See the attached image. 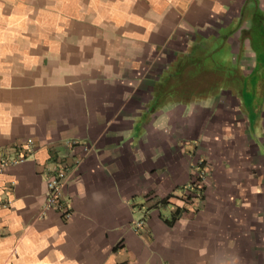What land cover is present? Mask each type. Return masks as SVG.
Returning a JSON list of instances; mask_svg holds the SVG:
<instances>
[{
	"label": "crops",
	"instance_id": "obj_1",
	"mask_svg": "<svg viewBox=\"0 0 264 264\" xmlns=\"http://www.w3.org/2000/svg\"><path fill=\"white\" fill-rule=\"evenodd\" d=\"M218 38L263 79L253 123L238 85L166 95L179 59ZM199 137L212 169L184 208ZM256 141L264 0H0V264H264Z\"/></svg>",
	"mask_w": 264,
	"mask_h": 264
},
{
	"label": "rangeland",
	"instance_id": "obj_2",
	"mask_svg": "<svg viewBox=\"0 0 264 264\" xmlns=\"http://www.w3.org/2000/svg\"><path fill=\"white\" fill-rule=\"evenodd\" d=\"M207 44V48L204 47L199 52L194 51L191 55L180 58L179 64L176 63L173 69L169 70L173 72L172 78L174 80L169 82L171 85L167 88L166 95L169 96L168 98L192 96L200 101L209 93H220L224 89L233 90V87L238 85L241 86V90H239L240 97L248 114V120L253 123L258 112L257 98H255L254 91H256V85L263 79L259 80L256 73L245 74L239 63L234 62L233 50L221 39H210ZM176 71L182 73L179 72L176 75ZM209 96L211 95L209 94ZM232 115V119L239 118L237 112H231ZM257 127L255 126V128ZM247 129L253 141L259 137V129H254L253 125ZM253 129L254 131H252ZM202 139V137H199L196 146L197 151L193 154L192 162L193 165L202 170L198 172L194 168L197 176L199 173L203 176V185H205V177L212 169L211 163L205 158V155L209 153L211 147H207L206 144L202 143ZM256 143L257 156L264 158V145L261 141H256Z\"/></svg>",
	"mask_w": 264,
	"mask_h": 264
},
{
	"label": "built area",
	"instance_id": "obj_3",
	"mask_svg": "<svg viewBox=\"0 0 264 264\" xmlns=\"http://www.w3.org/2000/svg\"><path fill=\"white\" fill-rule=\"evenodd\" d=\"M22 160V157L19 159ZM18 159H10L12 163H15L16 161H19ZM7 161L2 160L0 161V171L5 167ZM67 169L65 166H60L59 168H56L50 177L47 179V195H46V205L49 207H55V208H61V202H60V195H61V187L67 177ZM201 176V180L199 183L203 184V176L199 173L198 176ZM197 176V174L195 175ZM63 215L65 217L70 216L69 210H64Z\"/></svg>",
	"mask_w": 264,
	"mask_h": 264
},
{
	"label": "trees",
	"instance_id": "obj_4",
	"mask_svg": "<svg viewBox=\"0 0 264 264\" xmlns=\"http://www.w3.org/2000/svg\"><path fill=\"white\" fill-rule=\"evenodd\" d=\"M196 171L198 172H201L202 170L199 169L198 167H196ZM196 175V174H195ZM194 174L192 175V179L188 185L187 188L185 187H182V191H181V195H180V198L181 200L183 201V207L185 208L187 206V204H191L194 202V199H199V198H202V192H203V187L204 185L202 183H199V181L201 180V176H195ZM168 198V197H167ZM161 203H165L167 202V199H162L160 201ZM183 207H179L177 206L175 208V210L171 213L170 215V218H167V219H170L169 221V224H171V222L173 221V219H176V216L179 215V213L184 210Z\"/></svg>",
	"mask_w": 264,
	"mask_h": 264
}]
</instances>
